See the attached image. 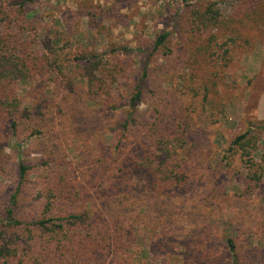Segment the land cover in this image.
<instances>
[{"label":"rangeland","instance_id":"rangeland-1","mask_svg":"<svg viewBox=\"0 0 264 264\" xmlns=\"http://www.w3.org/2000/svg\"><path fill=\"white\" fill-rule=\"evenodd\" d=\"M18 1L26 16L14 27L22 38L15 50L43 55L45 64L25 82L0 77V93L17 96L21 111L17 138L0 121V242L25 259L15 261L230 264V237L239 264H264V0ZM208 6L218 14L204 27ZM7 12L20 22L12 5ZM89 59L123 70L97 74L90 86ZM136 88L142 133L177 130L187 170L180 186L157 192L139 173L135 201L106 213L95 192H108L88 185L90 163L115 151ZM19 154L30 167L21 182ZM74 186L75 197L62 198ZM14 194L21 225L8 227ZM84 213L87 220H75ZM43 220L61 228L37 226Z\"/></svg>","mask_w":264,"mask_h":264},{"label":"trees","instance_id":"trees-1","mask_svg":"<svg viewBox=\"0 0 264 264\" xmlns=\"http://www.w3.org/2000/svg\"><path fill=\"white\" fill-rule=\"evenodd\" d=\"M32 1V0H31ZM205 1H214V0H205ZM6 6L2 7L0 5V77L4 74H11V80H18L25 82V79L38 75V70L42 67L44 63L43 59L45 56L38 55L37 53H30L22 50L21 48L15 50L17 44L19 43L20 38L14 32V27H17V24L23 25L25 18V9L24 2H19L18 0H7ZM15 16L20 21L11 22L8 15L7 9H10V5ZM7 8V9H5ZM210 6L203 13V16L200 21V24L204 27H207L211 22L216 18L217 12L212 11ZM207 16V17H206ZM15 19V18H14ZM11 23V27L3 30L2 24ZM168 34L163 33L155 41L154 50L159 46H162ZM87 63V82H90V86H93L99 78H105L107 76L118 75L123 69L120 67H115L112 69L101 70V61L99 59H89L85 61ZM45 64V63H44ZM57 66V65H56ZM55 71L58 70L59 75H63L62 71L57 67H54ZM99 76L98 79L93 80L96 76ZM146 76V73L143 74ZM11 96H8L4 93H0V121L7 122L9 125V130L11 132V137L17 138V123L19 120L20 104L18 105V97L13 93H10ZM11 98V100H10ZM141 101V90L136 88L135 93L130 98V104L127 108L126 119L120 126V138L116 142L115 151L107 159H102L97 156H93L90 168L93 169V173L89 175V186L93 191H99L103 189L108 192V196H101L99 192L96 193L95 200L101 201V206L104 208L106 213H111L113 209H116L119 214L122 213V210H125V203H131L135 201L133 192L138 189L140 184L138 174L143 173V177L147 180V183L151 185V189L157 192L159 190H165L167 184L173 183L176 186L182 184L181 179L184 180L185 171L187 166L185 163H181L178 159V155L182 152V143L179 141V138H175V134L178 132L174 131V128L167 126L157 127L155 129L148 128L150 132L147 134L142 133V128H140L141 122H137L136 116V106ZM19 124V123H18ZM264 129V126H263ZM182 135V134H180ZM154 138L158 140L154 143L152 140H145L147 138ZM246 136L243 135L236 139V143L244 139ZM49 154V152H48ZM177 159V161H175ZM48 163L50 160L48 159ZM100 167V170H99ZM90 169V171H91ZM30 170V167L26 165L25 161L22 159L21 155L18 156V178L20 182L25 178L27 171ZM177 172V173H175ZM90 173V172H89ZM178 176H180L178 178ZM84 183L87 181V178L81 177ZM174 178V180L169 179ZM181 178V179H180ZM60 181L63 183L66 181L61 174ZM81 180V181H82ZM65 186V185H63ZM66 189L60 191L62 192V198L69 200L71 196H74V192L77 190V186L73 187V193L65 192ZM64 191V193H63ZM138 192V191H137ZM139 194V193H136ZM49 196L53 197V194L49 192ZM47 197L46 205L44 210L50 211L51 206V197ZM17 195H12L9 199L10 209L5 213V219L8 223V227H16L21 225V222L17 220L14 216V206L16 205ZM137 198V196H136ZM124 203V204H122ZM123 205V206H122ZM48 209V210H47ZM50 209V210H49ZM122 216V215H121ZM76 221L87 220V215L80 217H74ZM50 222V226L47 227L49 230L53 231L58 227L54 225L51 220H43L37 223V226H42ZM59 228V227H58ZM61 228V227H60ZM59 228V229H60ZM2 239V238H0ZM3 240V239H2ZM235 242L232 238L227 237L225 240V252L227 258H229L230 264H239L238 253L236 250ZM18 258L20 263H25L22 257L18 255L17 248H8L7 243L0 242V260L5 263H17L15 259ZM33 264V263H31Z\"/></svg>","mask_w":264,"mask_h":264}]
</instances>
